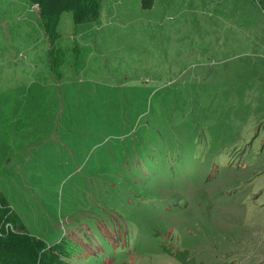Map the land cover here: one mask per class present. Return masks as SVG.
I'll return each instance as SVG.
<instances>
[{
    "label": "rangeland",
    "instance_id": "1",
    "mask_svg": "<svg viewBox=\"0 0 264 264\" xmlns=\"http://www.w3.org/2000/svg\"><path fill=\"white\" fill-rule=\"evenodd\" d=\"M0 0V194L70 264H264V10Z\"/></svg>",
    "mask_w": 264,
    "mask_h": 264
},
{
    "label": "trees",
    "instance_id": "2",
    "mask_svg": "<svg viewBox=\"0 0 264 264\" xmlns=\"http://www.w3.org/2000/svg\"><path fill=\"white\" fill-rule=\"evenodd\" d=\"M264 10V0H253ZM35 6L49 44L50 63L57 60L54 43L59 38L58 23L63 13H70L74 24L98 21L101 0H28ZM155 0H140V8L148 10ZM81 245L69 237L51 244L31 235L19 216L0 194V264H70L82 254Z\"/></svg>",
    "mask_w": 264,
    "mask_h": 264
}]
</instances>
